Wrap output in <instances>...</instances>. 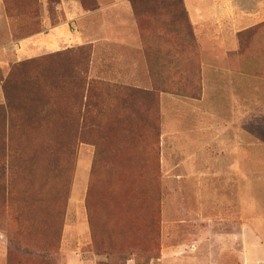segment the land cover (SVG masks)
<instances>
[{
  "label": "rangeland",
  "instance_id": "rangeland-1",
  "mask_svg": "<svg viewBox=\"0 0 264 264\" xmlns=\"http://www.w3.org/2000/svg\"><path fill=\"white\" fill-rule=\"evenodd\" d=\"M60 3L0 0V264H264V162L228 170L231 119L205 110L222 52L184 2L132 1L143 49L123 64L36 46Z\"/></svg>",
  "mask_w": 264,
  "mask_h": 264
},
{
  "label": "crops",
  "instance_id": "crops-1",
  "mask_svg": "<svg viewBox=\"0 0 264 264\" xmlns=\"http://www.w3.org/2000/svg\"><path fill=\"white\" fill-rule=\"evenodd\" d=\"M60 1L62 22H49L45 32L33 36L36 46L55 51L63 48L59 39L66 38L70 43L64 47L92 44L96 50L111 51L122 64L141 55L133 0H96L95 10H85L81 0ZM182 1L197 40L222 52V59L217 56L213 68L204 74L205 110L210 117L222 114L231 119L225 125L229 137L223 140L224 161L230 173L247 179L245 164L264 162V123L253 127L247 123L249 115H264V0ZM46 35L47 41L41 40ZM245 185L241 179L240 186Z\"/></svg>",
  "mask_w": 264,
  "mask_h": 264
}]
</instances>
